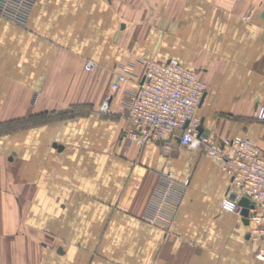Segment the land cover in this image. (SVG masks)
I'll use <instances>...</instances> for the list:
<instances>
[{
	"label": "crops",
	"instance_id": "obj_1",
	"mask_svg": "<svg viewBox=\"0 0 264 264\" xmlns=\"http://www.w3.org/2000/svg\"><path fill=\"white\" fill-rule=\"evenodd\" d=\"M169 59L206 84L201 133L264 152V0H35L24 27L0 18V121L78 113L0 136V264H264V240L220 206L219 163L176 137L123 139L129 93ZM162 170L186 184L168 229L145 217Z\"/></svg>",
	"mask_w": 264,
	"mask_h": 264
},
{
	"label": "built area",
	"instance_id": "obj_2",
	"mask_svg": "<svg viewBox=\"0 0 264 264\" xmlns=\"http://www.w3.org/2000/svg\"><path fill=\"white\" fill-rule=\"evenodd\" d=\"M34 3L35 0H0V18L24 27ZM95 66V62L89 60L84 69L89 72ZM131 73L132 67L122 66L110 90H120ZM205 91L206 84L199 75L183 67L178 60L149 61L141 82L128 95L127 117L130 126L124 131L123 139L127 144L137 146L159 143L167 150L169 143L180 132V147L200 150L219 163L221 170L231 180V190L237 192L239 198L248 199L249 233L264 240V152L242 136L214 140L201 133L197 109ZM110 100L109 94L101 103L99 111L102 114L109 113ZM253 118L264 123V105L256 106ZM185 189L186 184L177 182L171 172L159 171L147 206L146 220L168 229ZM220 206L224 211L240 215L241 208L237 202L225 198ZM257 257L263 259L264 250Z\"/></svg>",
	"mask_w": 264,
	"mask_h": 264
},
{
	"label": "rangeland",
	"instance_id": "obj_3",
	"mask_svg": "<svg viewBox=\"0 0 264 264\" xmlns=\"http://www.w3.org/2000/svg\"><path fill=\"white\" fill-rule=\"evenodd\" d=\"M77 110V109H75ZM72 110H67L63 113H60L59 115L55 114H33L28 115L24 117H18L16 119H3V121H0V136H6L11 130H19L23 128H27L29 126H46L48 124H51L53 122H56L60 119H72L75 117V115H78V113L71 112Z\"/></svg>",
	"mask_w": 264,
	"mask_h": 264
},
{
	"label": "water",
	"instance_id": "obj_4",
	"mask_svg": "<svg viewBox=\"0 0 264 264\" xmlns=\"http://www.w3.org/2000/svg\"><path fill=\"white\" fill-rule=\"evenodd\" d=\"M181 136V133L180 132H177L176 134V138H175V141L177 144H179V137ZM54 147H57L56 145H54ZM229 200L231 201H234V202H237L238 206L241 208V211H240V215L243 219V222L245 224H248V209L250 207V204H249V201L247 198L245 197H240L239 198V195L237 192H235L234 190H231L228 194V197H227Z\"/></svg>",
	"mask_w": 264,
	"mask_h": 264
}]
</instances>
